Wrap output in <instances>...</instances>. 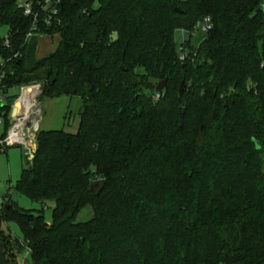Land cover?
<instances>
[{
  "label": "trees",
  "instance_id": "trees-1",
  "mask_svg": "<svg viewBox=\"0 0 264 264\" xmlns=\"http://www.w3.org/2000/svg\"><path fill=\"white\" fill-rule=\"evenodd\" d=\"M177 1L64 0L36 27L20 0H0L4 94L40 85L41 97L82 100L78 131L41 130L16 187L54 201L52 221L8 201L0 264L24 248L33 264H264V0ZM177 30L190 33L181 52ZM56 34L38 58L39 38ZM18 98L6 97L2 138Z\"/></svg>",
  "mask_w": 264,
  "mask_h": 264
},
{
  "label": "rangeland",
  "instance_id": "rangeland-1",
  "mask_svg": "<svg viewBox=\"0 0 264 264\" xmlns=\"http://www.w3.org/2000/svg\"><path fill=\"white\" fill-rule=\"evenodd\" d=\"M24 0H20L23 2ZM193 0H179L177 6L180 9L193 11L191 9ZM194 12H192L193 14ZM8 28L1 27L0 35L5 37L7 35ZM190 33L185 30H177L175 32V40L178 45V49L181 52V44L183 41L189 39ZM118 33L112 35L113 41L118 40ZM206 35L202 30L200 33H195L192 40L193 45L200 46L205 41ZM60 42V35L55 36H41L39 38L37 55L40 58L54 53L58 48ZM138 74L144 73L143 69L137 71ZM160 82H156L158 86ZM189 84V82H188ZM178 85V86H176ZM180 83L175 84V88H180ZM182 86V85H181ZM175 90V89H174ZM148 103H158L161 100V93L155 96L150 94V91H146ZM7 96H22V90L20 88H12L8 90ZM175 96V95H174ZM18 100V99H17ZM16 100V101H17ZM15 101V102H16ZM175 101V98H170L166 103ZM37 109L40 110V114L36 115V118L41 120V130H64L69 133H76L79 128L80 116L79 112L82 107V100L78 97L62 96L59 98H46L41 97L37 99ZM185 107L183 106V109ZM35 117V116H34ZM32 117V118H34ZM7 128L5 116H2V122L0 123V137L5 133ZM27 152L23 146H14L4 149L0 152V221L2 216V207L8 205V201L14 202L18 207L26 210L33 211L35 214H43L47 223L52 221L53 209L55 207L54 201H48L46 203H39L33 201L30 197L20 193L16 187L21 179L24 169L27 167ZM93 210L89 207L86 208L77 217L78 222H86L93 218ZM4 230L11 234L14 238L19 239L23 243V234L16 222H5ZM18 264H33L32 257L27 248H24L22 253L18 257Z\"/></svg>",
  "mask_w": 264,
  "mask_h": 264
},
{
  "label": "built area",
  "instance_id": "built-area-1",
  "mask_svg": "<svg viewBox=\"0 0 264 264\" xmlns=\"http://www.w3.org/2000/svg\"><path fill=\"white\" fill-rule=\"evenodd\" d=\"M64 0H24L21 2V8L24 11V15L27 17H33L35 19L36 27L40 15L46 14V23L51 24L53 18L57 17L59 9ZM211 18H206L203 22L199 23V26L204 32H208L212 29ZM35 25V24H34ZM34 27L33 30H36ZM33 36V31L29 33L28 38ZM19 54L15 55L17 58ZM186 58V53L181 57L182 60ZM12 59H0V123L2 122V116H4V107L6 106V97L4 96V81L6 78V65ZM22 90V96L18 98L16 102L19 103L20 100L29 92L33 91V98L31 102L33 106L27 112L24 108L19 109L18 116L12 117V106L10 112V127L5 137H0V152L4 149L14 146H23L26 149L27 154L32 157L37 150V139L40 132V122L41 120L36 118V115L40 114V110L37 109V99L40 98L42 94V89L40 85H32L20 88ZM35 116V117H34ZM34 117V118H32Z\"/></svg>",
  "mask_w": 264,
  "mask_h": 264
},
{
  "label": "water",
  "instance_id": "water-1",
  "mask_svg": "<svg viewBox=\"0 0 264 264\" xmlns=\"http://www.w3.org/2000/svg\"><path fill=\"white\" fill-rule=\"evenodd\" d=\"M176 11H178V12H180V13L182 12L181 10H179V9H177V8H176ZM166 85H167V81H166V80L162 81V82L157 86L156 91H157L158 93H161V92L165 89ZM184 88H185V83H182V86H181V88H180V93H181V94L183 93ZM18 111H19V103L16 102L15 105H14V108H13V110H12V117H14V118L17 117V116H18ZM33 157H34V155H32L31 158H33ZM6 208H9V207L7 206Z\"/></svg>",
  "mask_w": 264,
  "mask_h": 264
},
{
  "label": "bare ground",
  "instance_id": "bare-ground-1",
  "mask_svg": "<svg viewBox=\"0 0 264 264\" xmlns=\"http://www.w3.org/2000/svg\"><path fill=\"white\" fill-rule=\"evenodd\" d=\"M32 98H33V91H29L23 97V99L19 101V109L24 108L28 112L33 106V103L31 102Z\"/></svg>",
  "mask_w": 264,
  "mask_h": 264
},
{
  "label": "crops",
  "instance_id": "crops-1",
  "mask_svg": "<svg viewBox=\"0 0 264 264\" xmlns=\"http://www.w3.org/2000/svg\"><path fill=\"white\" fill-rule=\"evenodd\" d=\"M37 50H38V48H37ZM37 57H38V55H37ZM38 58H40V57H38Z\"/></svg>",
  "mask_w": 264,
  "mask_h": 264
}]
</instances>
